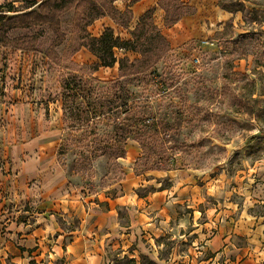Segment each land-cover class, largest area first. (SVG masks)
Instances as JSON below:
<instances>
[{
  "label": "rangeland",
  "instance_id": "rangeland-1",
  "mask_svg": "<svg viewBox=\"0 0 264 264\" xmlns=\"http://www.w3.org/2000/svg\"><path fill=\"white\" fill-rule=\"evenodd\" d=\"M10 4L19 12H6ZM25 5L0 0V17L29 12ZM215 5L201 13L204 35L178 48L148 20L132 35L131 48L141 54L134 57H144L172 81L168 93L183 105L175 127L181 136L168 143L178 149L176 169L169 172L144 173L133 142L123 158H114L119 145L102 154L106 145H92L80 126L63 117L62 81L92 78L90 65L71 61L72 50L89 41L86 25L97 7L110 14L107 0H77L60 14L56 31L31 27V35L7 44L30 51V63L19 72L14 58L9 67L1 63L7 95L0 96L6 113L0 129L8 125L10 132L0 141H55L58 176L99 207L116 205L125 241L109 250L108 264H264V0H220L217 5L229 12L223 19L211 12Z\"/></svg>",
  "mask_w": 264,
  "mask_h": 264
},
{
  "label": "crops",
  "instance_id": "crops-1",
  "mask_svg": "<svg viewBox=\"0 0 264 264\" xmlns=\"http://www.w3.org/2000/svg\"><path fill=\"white\" fill-rule=\"evenodd\" d=\"M219 1L115 0L112 8L118 16L113 19L106 14L94 19L86 26V32L89 37L98 38L105 29H110L114 37L131 41L132 31L141 17L150 11L151 24L160 36L173 48H178L204 35L206 28L202 25L201 13L207 9L206 5L216 4L215 10H210L222 19L229 15L217 5ZM70 12L74 15L75 8ZM124 15L127 19L119 23V17ZM172 15L176 17L170 20ZM31 29H12L5 37L20 39L31 35L27 32L36 28ZM128 53L114 50L116 58L128 57ZM131 54L132 60L139 58L134 57L137 54ZM29 58L30 51L24 48L0 46V75L3 74L1 63L7 62L9 67L12 59L19 72L27 68ZM71 61L78 65L98 63L84 46L72 52ZM118 76L117 64L111 68L98 67L92 74L102 82ZM3 91L0 78L2 98ZM2 100L0 118L6 114L1 109ZM8 128V125L1 126L0 135L10 132ZM44 135L48 136L50 132ZM56 144L51 141L41 145L33 142L9 145L0 141V264H108L109 250L120 248L125 241L122 239L125 237L123 228L118 224L116 205L111 208L108 203L99 207L89 195L68 186L63 177L58 176V170L52 166ZM10 166L11 175L8 173ZM120 251L123 253L122 248Z\"/></svg>",
  "mask_w": 264,
  "mask_h": 264
},
{
  "label": "trees",
  "instance_id": "trees-1",
  "mask_svg": "<svg viewBox=\"0 0 264 264\" xmlns=\"http://www.w3.org/2000/svg\"><path fill=\"white\" fill-rule=\"evenodd\" d=\"M107 1L109 15L112 13L118 16L112 8L115 0ZM76 2L77 0H44L38 4L34 0H26L24 9H30L29 12L9 18L0 17V46H9L5 34L12 29L48 26L50 30L56 31L60 14L74 7ZM96 10L98 15L90 22L106 15L104 7H97ZM6 12L19 11L10 4ZM150 13L149 11L141 17L132 35L147 20L151 21ZM152 27L157 30L153 25ZM133 43V38L131 41H121L114 37L110 29H105L98 38L89 37L86 45L79 44L72 50L74 52L84 46L95 56L98 63L89 66L91 75L98 67L111 68L115 64L118 65L119 72L124 69L128 72L107 82L94 80L93 77H67L60 85L63 117L70 120L71 124L80 126L76 128L77 131L82 130V134H87L94 142L92 145H106L102 154L107 152L108 145H119L114 158H123L125 145L133 142L140 148L138 160L145 162L144 173L169 172L176 169L175 153L178 149L176 144L168 143H176L181 136V129L175 127L182 120L183 105L172 100L168 93L174 83L164 80V74L158 73L147 59L141 56L129 60L126 56H114V50L121 51L122 54H140L131 48ZM124 79L131 81L123 82ZM134 82L136 83L133 84ZM75 127L70 125L72 131L76 130Z\"/></svg>",
  "mask_w": 264,
  "mask_h": 264
}]
</instances>
